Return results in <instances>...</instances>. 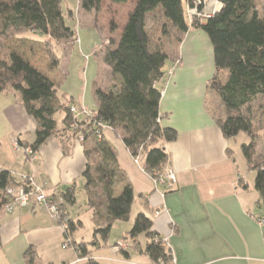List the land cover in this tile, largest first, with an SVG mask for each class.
Listing matches in <instances>:
<instances>
[{
	"label": "trees",
	"instance_id": "16d2710c",
	"mask_svg": "<svg viewBox=\"0 0 264 264\" xmlns=\"http://www.w3.org/2000/svg\"><path fill=\"white\" fill-rule=\"evenodd\" d=\"M79 1L84 11L99 14L104 0ZM111 1L125 4L129 0ZM198 1H137L120 42L114 49H108L103 58L114 83L108 89H96L98 105L91 120L75 116L71 108L76 105L72 98L60 93L56 80L2 43V39L12 36V31L38 34L48 55V72L59 71L63 56L77 41L73 12L64 9L65 0H0V95L19 96L27 114L36 122L35 140L30 146L32 154H27L30 157L52 137L58 138L67 151L84 135L82 145L87 159L84 189L88 209L92 211L94 246L105 245L116 222L130 221L136 198L113 147L103 136V128L110 127L144 171L159 181L158 173L169 163L162 143L176 141L178 133L161 125L162 91L158 83L172 58L169 45L180 46L191 30L203 31L211 41L216 71L207 88L220 104L215 107L214 119L226 139L235 140L241 133L248 138L241 148L249 170L256 172L258 205H264V154L258 157L264 143V7L260 0H220L221 10L209 16ZM195 8L198 14L191 18L189 10ZM58 116L62 119L58 120ZM228 153L232 155L231 150ZM21 185L8 170H0V218L15 202L7 195V189ZM120 187L121 192L116 194ZM58 199L62 201L58 221L62 226L66 220L67 229L63 232L70 239L83 227L68 212V207L77 203L75 184L67 187ZM153 227V221L139 212L128 232L136 240L133 246L140 247L138 237L145 235L148 242L142 252L151 263L173 264L171 248ZM70 241L81 251L78 256L85 259L82 264H103L91 257L90 243ZM124 255L129 257L127 251ZM27 263H34L33 256H29Z\"/></svg>",
	"mask_w": 264,
	"mask_h": 264
},
{
	"label": "crops",
	"instance_id": "0c3cea01",
	"mask_svg": "<svg viewBox=\"0 0 264 264\" xmlns=\"http://www.w3.org/2000/svg\"><path fill=\"white\" fill-rule=\"evenodd\" d=\"M137 1L119 4L104 0L99 14L84 11L79 0L69 7L77 41L51 78L56 80L60 93L72 98L78 109L84 107L93 112L98 105L96 89L113 85L114 78L103 58L108 49H114L120 42ZM260 2L264 7V0ZM171 51L172 58L167 68L168 62L165 65V76L158 87L162 91L161 125L178 133L176 141L162 143L169 155L167 168L177 175L173 189L158 186L111 128H103V136L113 147L118 165L133 185L136 196L133 210L137 214L144 212L153 221L154 231L166 239L173 252V264H264V225L259 222L264 219V205H258L259 194L247 183L246 173L234 157L233 139L224 137L214 119L215 107L220 104L207 88L216 71L211 41L203 31L191 30L180 46ZM9 95H0V99L4 97L1 102L6 103L4 113L11 123L8 135L0 131V170H8L19 181L23 176L30 177L33 190L58 199L67 187L83 177L87 167L84 147L74 142L66 151L60 140L52 137L33 157L27 155L37 125L20 97L15 95L12 99ZM13 140L21 148L14 152L15 160L26 158L30 164L22 162L21 168L8 164L6 157L10 152L14 155L9 151ZM121 190L120 187L118 193ZM87 211L92 234L84 235L78 232L79 228L70 239L90 243L91 257L103 264H152L142 252L145 247L133 246L136 240L128 236L127 230L112 243L109 239L105 245H92L94 223L88 200ZM47 212L45 205L35 201L26 208L14 204L12 210H7L0 218V264H28L29 256H33V264L78 262V253L73 248L64 249L63 258L60 253L57 258L47 257L49 252H58L65 237L59 221ZM76 221H81L84 227L82 219ZM124 242L129 247L118 248ZM131 249L136 252L131 253Z\"/></svg>",
	"mask_w": 264,
	"mask_h": 264
},
{
	"label": "rangeland",
	"instance_id": "374dc122",
	"mask_svg": "<svg viewBox=\"0 0 264 264\" xmlns=\"http://www.w3.org/2000/svg\"><path fill=\"white\" fill-rule=\"evenodd\" d=\"M10 1V0H7ZM215 2V1H214ZM214 2H210L208 4V7L206 8V13L207 14H211L215 8ZM217 2H221L220 0H218ZM216 3V2H215ZM74 5V0H66V2H64V9L68 10L69 7H72ZM22 32H13L12 31V36L7 38V39H2V43L5 47H7L10 50H15L17 52H19L21 55H23L25 58H27L28 60H30L38 69H40L41 71H43L44 73L49 74L50 76L53 75V73H49L48 72V55L46 53L44 44L40 41L43 40L42 36L38 35V34H33L31 32H27L26 34ZM176 47V45H169V49H174ZM169 62L166 65V68L168 66ZM166 71V70H165ZM4 94H1V96ZM12 97L15 95H9ZM2 99H0V131L2 134L8 135L9 131L11 130V123L9 121V119L7 118V114L4 113V107L6 106V103L1 102V100H4V97H1ZM58 120H60V116H58ZM10 139V137H9ZM248 141V138L246 137V135H244L243 133H241L237 139H233L231 140V148L234 150V157L237 161V163L239 164V166L241 167L242 171H244L246 173L247 176V183L252 187L255 184V177H256V172L255 171H251L249 170L248 164L246 163V159L244 156V153L242 151L241 148V144L245 143ZM16 141L13 140L12 144H9V151L11 150L13 153L16 151H21V148H19L17 146V144H15ZM7 146V145H6ZM16 146L18 148H16ZM262 154H264V143H261L260 145V151H259V158L262 157ZM10 156V157H9ZM9 156L6 157V160L8 161V164L10 163V165L13 164H17L18 167H22V162H26L27 164H30L31 161L27 160L26 158L23 159V161H16L14 155H12V153L10 152ZM13 156V157H12ZM84 184H85V180L83 177L79 178L77 180V184H75V188H76V198H77V203L75 206H69L68 210L70 212V215L75 218V219H82L85 223L84 227L80 228L78 230V232L83 233L84 235H88L90 233V235L93 232L91 223L88 224V220H90L88 218V211H87V195L84 189ZM116 194L118 193V190H115ZM48 213V212H47ZM49 214V213H48ZM50 216H52L54 219L58 220V218L52 214H49ZM136 215H137V211L133 210L132 214H131V218L129 222H121L118 221L114 224L113 228H112V233H111V237H110V243H112L114 241V239L116 238V236H119L120 233L122 231H130L134 225L135 219H136ZM62 243L60 244V249L58 250V252H53V254H51V252L47 253V257H54L57 258L59 255L58 253L61 254V258H63V255H65L66 251L63 248V245L65 244V242H67V240L65 239V237L62 238ZM138 241L140 243V245H142L143 247L146 246L148 239L145 235H140L138 237ZM61 246L63 249H61ZM69 248H73L74 247L71 245ZM60 251V252H59ZM136 251L131 249V253H135ZM139 256H144V255H139Z\"/></svg>",
	"mask_w": 264,
	"mask_h": 264
},
{
	"label": "built area",
	"instance_id": "2783aa9c",
	"mask_svg": "<svg viewBox=\"0 0 264 264\" xmlns=\"http://www.w3.org/2000/svg\"><path fill=\"white\" fill-rule=\"evenodd\" d=\"M210 2H214L215 8L213 10V12L210 15L215 14L216 12H219L221 10V8L223 7V3L222 2H217L218 0H199L198 3H203L204 8L206 9L208 7V4ZM198 14L197 9H191L189 10V16L192 18L195 15ZM71 112L79 117V116H83V117H89L91 120L95 118V113L92 111H89L86 108H82V109H78L76 106L71 108ZM98 125V124H97ZM85 137L84 135H80L79 139L77 140L78 144H82L84 141ZM26 152L28 154H32V149L28 148L26 150ZM136 162H138V160H136ZM158 177H159V181H155L156 184L159 186H163L165 187L166 190H172L176 181H177V175L175 173V171L173 169L170 168H166L163 171L158 173ZM22 185L18 188L15 187H10L7 189V195L10 197H13L15 199V202L8 207L7 210H12V207L14 204L26 208L29 206V204L31 203V201H35L36 204L39 205H45L48 212L54 216H56L58 218V220L61 217V211H60V204H62V201L60 199H55V198H49L47 197V195L41 191L37 190H33V181L32 179H30V177L27 176H23L21 179ZM28 188H31L28 190ZM259 222L264 225V219L259 220ZM65 229H67V223L66 220L63 222L62 225V230L64 231ZM67 242H65V244L63 245L64 249H67L71 246V241L70 239H66ZM165 244H167L166 239H164ZM168 245V244H167ZM129 247L127 242L121 243L118 248L120 249H127ZM75 251L78 253V255L81 253V251L79 250L78 247H74ZM85 259H81L79 257L78 262L76 264H79L81 262H83ZM152 264H165L163 261H159L157 263H152Z\"/></svg>",
	"mask_w": 264,
	"mask_h": 264
}]
</instances>
